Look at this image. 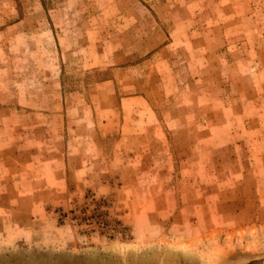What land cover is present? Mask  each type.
<instances>
[{
  "label": "rangeland",
  "instance_id": "obj_1",
  "mask_svg": "<svg viewBox=\"0 0 264 264\" xmlns=\"http://www.w3.org/2000/svg\"><path fill=\"white\" fill-rule=\"evenodd\" d=\"M264 261V0H0V264Z\"/></svg>",
  "mask_w": 264,
  "mask_h": 264
},
{
  "label": "bare ground",
  "instance_id": "obj_2",
  "mask_svg": "<svg viewBox=\"0 0 264 264\" xmlns=\"http://www.w3.org/2000/svg\"><path fill=\"white\" fill-rule=\"evenodd\" d=\"M261 262V261H260ZM256 264H264V261L263 262H261V263H256Z\"/></svg>",
  "mask_w": 264,
  "mask_h": 264
}]
</instances>
